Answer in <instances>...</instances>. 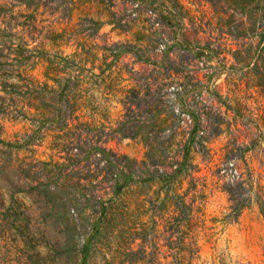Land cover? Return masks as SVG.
<instances>
[{"label":"rangeland","instance_id":"1","mask_svg":"<svg viewBox=\"0 0 264 264\" xmlns=\"http://www.w3.org/2000/svg\"><path fill=\"white\" fill-rule=\"evenodd\" d=\"M0 264H264V0H0Z\"/></svg>","mask_w":264,"mask_h":264}]
</instances>
